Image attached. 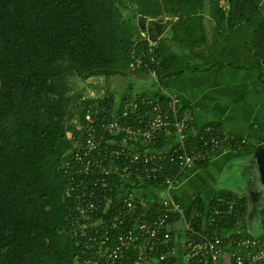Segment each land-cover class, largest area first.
Segmentation results:
<instances>
[{
    "label": "trees",
    "instance_id": "1",
    "mask_svg": "<svg viewBox=\"0 0 264 264\" xmlns=\"http://www.w3.org/2000/svg\"><path fill=\"white\" fill-rule=\"evenodd\" d=\"M124 8L166 23L170 36L142 38ZM263 58L264 0H0V264H88L67 223L72 203L61 171L70 122L85 114L73 78L130 77L141 60L137 72H154L160 83L218 66L259 70L264 81ZM98 102L108 107L113 98ZM194 208L204 213L200 201ZM114 214L115 205L105 218ZM193 226L200 231L202 219Z\"/></svg>",
    "mask_w": 264,
    "mask_h": 264
},
{
    "label": "built area",
    "instance_id": "2",
    "mask_svg": "<svg viewBox=\"0 0 264 264\" xmlns=\"http://www.w3.org/2000/svg\"><path fill=\"white\" fill-rule=\"evenodd\" d=\"M141 67V60L130 65L132 71ZM151 77L160 84L154 72ZM162 95H125L108 107L80 97L85 114L77 112L70 122L71 148L61 171L72 203L67 223L88 264H264V223L260 234H245L243 208L236 201L219 200L188 219L174 195L191 168L207 164L223 148L245 150L247 140L228 138L212 124L197 128L184 114L181 98ZM148 187L163 191L157 205L138 196ZM114 205L117 214L106 219ZM177 217L187 244L180 261ZM196 217L202 219L200 231L193 226ZM229 218L239 221L226 235L221 225ZM163 248L166 253H160Z\"/></svg>",
    "mask_w": 264,
    "mask_h": 264
},
{
    "label": "crops",
    "instance_id": "3",
    "mask_svg": "<svg viewBox=\"0 0 264 264\" xmlns=\"http://www.w3.org/2000/svg\"><path fill=\"white\" fill-rule=\"evenodd\" d=\"M146 25V29L142 26L140 28L142 38L149 37L152 33H159L157 39L170 36L166 23L159 25L147 22ZM152 27L153 30H150ZM162 28L165 29L161 30ZM183 53H187V50ZM118 82L124 85L123 89H119L121 84L114 85ZM83 85L99 89L100 99L111 96L113 101L125 95L153 97L168 92L181 98L184 114L194 119L197 128L212 124L228 138L246 139L249 144L247 149L236 151L223 148L217 151L207 164L191 168L174 195L184 208L188 219L199 214L194 208L195 203L199 201L204 212H207L219 200H234L243 208L240 213V226L244 233L258 235L262 232L264 201L253 202L248 193L251 189L260 188L256 167L249 166L253 163L251 157L264 146V81L261 80L259 70L221 69L218 66L206 72L188 71L181 76L166 79L159 85L151 75L133 71L130 77H93L84 81ZM237 165L243 175L241 181L221 185V180L230 177V168ZM246 168H249L248 175L244 173ZM137 193L143 200L156 205L161 201L160 196H164L161 189L153 187L139 190ZM174 223L177 259L180 261L187 248L184 239L185 227L178 217ZM233 231V228L226 229L225 233L229 235Z\"/></svg>",
    "mask_w": 264,
    "mask_h": 264
},
{
    "label": "rangeland",
    "instance_id": "4",
    "mask_svg": "<svg viewBox=\"0 0 264 264\" xmlns=\"http://www.w3.org/2000/svg\"><path fill=\"white\" fill-rule=\"evenodd\" d=\"M127 6H130V5L127 4ZM122 10L124 12L125 18L127 20L131 21L136 27L139 28V30H140L141 26L143 27V29H146L147 28L146 27L147 26L146 25L147 22H151L150 20L145 21L142 18H139L137 12L133 11L131 8H128V9L124 8ZM208 11H209V5L207 6L206 12H205V14H206L205 25H206L208 36H209V44L211 45L213 43V39L212 38H213V35H214V32H213V26L214 25H213V23H212V21L210 19ZM151 25L152 24H148V26H151ZM150 30H153V27ZM176 48H175V50L178 53H180V54H183V52H185L184 50H180L179 48H177V49ZM83 82L84 81H82V80H80L79 78H76V77L71 80V86H72V90H73L72 91V95L74 96V98L76 99L77 95H79V94L86 93L89 96H92L94 98L93 100H101L100 97H99V95H100L99 91L100 90L99 89H95V88H90L88 86H84ZM120 84H121V86L119 87V89H123L124 85L122 83H120V82H118V83H116L114 85L118 86ZM92 97H91V99H92ZM251 158H252L251 160H253L252 161L253 165L250 164L249 167L252 166L253 168H255L257 166V164H258V161H259L258 158H257V155H253V157H251ZM254 162H256L257 164L254 163ZM248 169L249 168H246V171L244 172V173H246V175H248V173H249ZM242 176L243 175H241V173L239 172V165H237L236 167L230 168V177H228V179L221 180L220 183L223 186H226V185L230 184V182H232V181H236V182L238 181V183H239L241 181ZM144 189L145 188H143V190ZM162 199L163 198L160 196V200H162Z\"/></svg>",
    "mask_w": 264,
    "mask_h": 264
},
{
    "label": "water",
    "instance_id": "5",
    "mask_svg": "<svg viewBox=\"0 0 264 264\" xmlns=\"http://www.w3.org/2000/svg\"><path fill=\"white\" fill-rule=\"evenodd\" d=\"M169 26V25H166ZM165 28H162L161 30H164ZM151 35L155 36V33H152ZM262 64L264 65V58L262 61ZM257 158H258V164L256 166V171L258 173L257 181L260 186L259 189H251L248 193L252 199L253 202L255 201H264V146H261L257 151Z\"/></svg>",
    "mask_w": 264,
    "mask_h": 264
}]
</instances>
